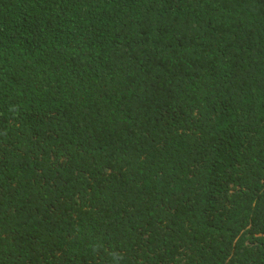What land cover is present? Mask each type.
Masks as SVG:
<instances>
[{
  "label": "trees",
  "instance_id": "obj_1",
  "mask_svg": "<svg viewBox=\"0 0 264 264\" xmlns=\"http://www.w3.org/2000/svg\"><path fill=\"white\" fill-rule=\"evenodd\" d=\"M0 264H264V0H0Z\"/></svg>",
  "mask_w": 264,
  "mask_h": 264
}]
</instances>
